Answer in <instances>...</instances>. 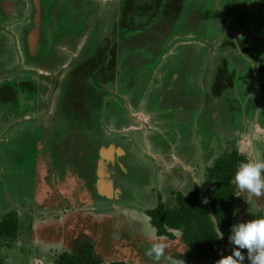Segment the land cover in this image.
Masks as SVG:
<instances>
[{"label": "rangeland", "instance_id": "1", "mask_svg": "<svg viewBox=\"0 0 264 264\" xmlns=\"http://www.w3.org/2000/svg\"><path fill=\"white\" fill-rule=\"evenodd\" d=\"M85 1L93 0H53L54 12L59 18V30L55 26L52 31L47 29L46 34L54 39L53 49L56 52L51 56L54 64L49 59L45 60L38 51V59L34 58L46 70L52 65L58 69L64 62H72V67L65 72L62 80L71 90H75L74 81L85 73L84 68L79 65L89 55L92 58L93 54L90 52L99 46L106 47L109 41L117 43L119 39V32H114L113 27L119 23L118 8L122 10V6L116 0L114 3H111L113 0H104L110 2L92 3V6L96 5L97 11H94L85 9ZM205 1L207 5L202 7L204 0H187L183 12L178 16L175 14L173 19L166 20L159 15V19L149 23L147 32L152 33L151 40H154L151 49L144 40L139 41V35L136 34L132 38V50L122 47L124 50L119 55L122 64L118 67L117 89L122 92H119L120 101L128 109L116 106L114 99L104 91H100L98 97L105 108L101 111H114V116L120 119L117 126L114 125L115 119L113 125L110 124V119L103 124L100 121L98 130L95 131L96 136L102 132L109 136L114 128H118L113 137H110L114 141L113 145L110 141H104V136H101L102 140H97L95 135L90 134L96 140L94 153L84 154L83 157L81 155V159L76 162L72 152L67 157L62 151L55 153L58 128L65 124L62 115L56 112L54 118L48 121L53 128L40 137L43 141L39 147L34 141L37 134L19 133L15 127L5 133L13 135L0 142V222L6 215L17 212L22 230L15 241L0 243V264H55V254L70 249L80 237L92 239L95 235L100 241L99 253L110 261L123 259L129 262L140 260L143 264H170V256L185 251L187 247L180 239V232H175L173 239L157 238L152 225L144 217L146 210L156 208L160 202L159 197L164 198L167 207H172L178 192L185 195L188 193L187 196H190L196 191H202L207 169L226 151L238 148L249 158V162L264 159V96H261L263 100L258 119L246 118L247 113L254 107V100L250 97L255 95L246 72H240V75L236 72L235 88L225 90V95L220 100L214 98V84L211 80L204 82L208 84L206 91L202 93L206 96L201 95L196 85L194 96L184 98L174 97L176 92L173 96H169L171 93L166 94L167 87L161 81L154 85L149 81L152 76L163 77L166 73L164 66L159 63L165 61L164 53L167 50L165 36L160 33L161 27L169 28L175 34L195 32V16L200 20L198 26L205 27L208 15L213 11L211 1ZM17 14L21 16L23 13ZM64 18L69 19L72 25L67 27L66 35V27L62 25ZM190 19L194 29L190 28ZM12 20L10 15L0 13L1 22L11 23ZM17 20L8 24L13 27L8 29L7 35H0V50L3 48L0 59L1 55L6 56L3 62L5 67L16 66L23 61V55L17 52L16 45L20 46L17 37L11 38L9 34L20 37L22 44H25L29 30L36 28L30 25L26 27L30 22L25 19ZM204 31L209 34L207 25ZM71 34H75V37ZM195 34L202 35L199 31ZM113 47L112 44L109 53L104 54L102 74L109 73L105 67L107 58L111 59L110 55H116ZM58 51L64 55L63 59L57 57ZM154 51L158 52L155 57L152 55L155 54ZM216 59L218 71L215 72L220 76L226 72L225 59L221 55H217ZM192 60L193 69L197 71L194 75L198 78L199 69L206 62L198 55ZM227 61L230 62L228 59ZM245 64L244 68L250 72L252 67L248 62ZM259 73L258 79L261 77ZM58 88L59 85L55 87L56 93ZM117 89L113 88L116 91ZM66 90L64 88V94ZM260 90L262 91L261 87ZM61 94L60 92L59 98ZM127 97L128 103L122 99L127 100ZM57 98L55 94L54 100ZM200 100L203 105L205 103L206 110L201 109L200 103L198 104ZM244 100L246 104H242ZM137 110L143 114H138ZM52 143L51 150L49 144ZM154 143L162 152L158 148L151 149ZM102 148L110 151L103 152L104 160L101 161H104V165L101 163L102 167L99 168L96 161L100 158ZM74 151H77L76 147ZM117 154L120 156L117 162L121 166H111ZM65 158L68 166H62ZM70 163L77 167L69 166ZM100 181L103 182L104 189L108 185V190L112 187L109 191H112L109 195L112 199L99 195L98 190H95V196L93 189ZM107 189L106 193L109 194ZM119 189L120 192L122 189V194ZM118 192V196H115ZM263 196L257 197L239 190L236 224L255 219L264 207ZM113 197L119 201L113 200ZM115 228L117 229L113 231ZM154 244L165 247V255L159 262L145 255L146 250ZM140 254L143 259L139 258ZM230 254L232 245L225 248L223 257ZM245 264H248L247 259Z\"/></svg>", "mask_w": 264, "mask_h": 264}, {"label": "flooded vegetation", "instance_id": "2", "mask_svg": "<svg viewBox=\"0 0 264 264\" xmlns=\"http://www.w3.org/2000/svg\"><path fill=\"white\" fill-rule=\"evenodd\" d=\"M150 1H154V0H136V3L142 6ZM108 2L110 1H105V2L104 0L85 1V3L87 4V8L85 9L89 8L94 11H97V9H95L96 5L92 6V3L100 4V3H108ZM114 2L115 0L111 1V3ZM117 2L119 3V5L122 6V10H123L126 4L130 2V0H116V3ZM89 5L92 6V8H90ZM54 9L55 7L53 6V0H22V1L20 0L18 2L16 1L13 2L12 0L0 1V13L2 15H10L13 18L11 23L0 21V35L2 36L7 35L8 29L13 27V25L9 27L8 24H12L15 19L18 20L25 19L28 22H30L26 27H28L29 25L33 27L36 26V28L33 31L29 30L27 38L26 40H24L25 44H22V42L20 41V37L12 33L9 34L11 38L17 37V41L20 46L17 47L16 45V48H17V52L20 53L21 56L23 55L22 64L18 62L16 66L5 67L3 66L4 65L3 62L6 60V56L4 57L3 55H1L0 142H3L5 137L13 135V134L5 135V133L9 129L15 127L19 133L23 132L31 135L37 134L38 137L34 141L36 142L37 147H39L40 142L43 141L40 139V137L44 135L46 132L48 133L53 128V126L50 125L48 121L54 118V112H56L62 115V117L65 120V124L63 127L60 126V128H58L59 130H61V132L57 129L58 144L57 146L56 145L54 146L55 153L62 151L66 153V157H67L68 154L72 152V154L76 157L77 152L79 153V155H81L83 151L85 154L90 152L92 153L95 152L94 142L96 140L92 138L90 134H92V136L94 135L96 136L95 131L97 132L98 130L97 129L98 122L99 123L102 122L101 124H103L106 123L107 119H110V124L113 125V120L115 119L116 124L114 125L117 126L119 124L120 119L114 116L113 114L114 111L112 112H108L107 110L106 112L101 111L102 109L105 108L98 99L100 91H104L107 95H109V97L111 96L114 99V102L117 104L116 106L119 105V107L123 106V109L125 110L128 109V106L124 107L123 102L120 101L121 96L119 95V92L121 91L120 90L118 91L119 87L117 86L118 85L117 75H119L118 67L120 66V64H122V62L119 60V55L122 54L124 50L122 47H126L129 50L131 49L132 38L133 35L135 34L137 36L139 35V41L144 40V43L149 45L151 49V45L154 40H151L152 33L151 34L148 33L149 31L147 26L152 21L159 19L160 17L162 18L163 12L159 10V13H157L156 15L148 13L149 14L148 17L144 15L142 20L136 17V23L132 18L133 16L131 14L130 15L131 18H129V20L133 19V21L131 20V22L134 24V27H136L137 30L136 31L132 30L129 33H127L126 38L128 41L125 45L119 44L118 55L116 54L115 57L114 55H110L111 59L107 58V66L105 68H107L109 73L106 72L102 74L101 70L103 64L102 65L100 64H101V58L104 56L102 53L99 54L100 52L97 53V51L96 53H94L93 50L92 52H90L93 54L92 58L90 57L91 55H89V58H87L84 63H81L79 65L80 67L84 68L85 73L77 81H74L75 90H71L70 86L69 85L65 86L64 85L65 81L62 80H64L65 72H68L72 67V62L69 63L64 62L62 66L58 69L52 65L51 67L48 68V70H46L41 65H39V62L36 63L37 60L34 61V58L38 59L39 55L36 53V51H38V53H40L45 60L49 59L51 60V63L54 64L53 58L51 57L52 55H55L56 52L53 49L54 39L51 38L50 34H46L47 29L52 31L55 26L57 28L56 30H59V26L57 24V20L59 18L58 15L54 12ZM122 10L120 8V13L122 12ZM18 12L23 14L19 16L17 14ZM53 14H55V16H53ZM159 15L161 16L159 17ZM63 20L64 22L62 23V25H65L66 27L64 28L66 35L67 27L72 25L71 23H69V19L64 18ZM125 24H127L129 28L131 27V23L128 20ZM73 27H75V24L73 25ZM119 29H120V23L116 24L115 27H113L114 32H119ZM113 31L112 33L114 34ZM53 33H55V30L53 31ZM75 34L73 35L71 34V36L75 37ZM57 35L59 36V32H57ZM120 36L121 35L119 34V39H118L119 42L121 41L120 38H122ZM135 39L136 38H134V40ZM67 40H69V35L67 36ZM1 42L2 41L0 40V43ZM2 49L0 50V54H3ZM154 52L155 54L152 55L155 57L158 54V52L157 51ZM68 53H69V46L67 50V55ZM57 57L59 59H63L64 55L61 54L60 51H58ZM157 61L155 63H157ZM114 71L116 72L115 75L116 77H113ZM110 76L113 77L114 80H111ZM148 84L150 83L148 82ZM154 84L155 83H153V85ZM58 85L59 88L56 93L55 87ZM64 88L67 89L65 91V94H64ZM113 88L114 89L118 88V89L116 91L113 90ZM60 92L62 94L61 97L59 98ZM55 94H57L58 98L54 100ZM124 94L127 93L124 92ZM109 97L106 100L107 102L109 101ZM63 99L64 101L62 102ZM122 99L126 103L129 102V98L127 100L125 98ZM137 111L138 114H143V112L139 110ZM131 113L132 110H130L129 115H131ZM117 129L114 128V131L110 132L109 136L105 135L102 132L100 135H97L96 138L97 140L98 139L102 140L103 137L101 136H104L105 139L104 141H110V144L113 145L114 141L112 142L110 140V137H113V135L117 132ZM124 129H128V128H124ZM117 144L115 143V145ZM52 145L53 143L49 144L51 150H52ZM81 146L83 147L84 150H82ZM74 147L77 148V151H74ZM44 148H46V146ZM109 149L111 150V147ZM101 150H103V148ZM100 153H101L100 158H98L96 161L97 167L99 168H100V162L103 158L102 156L103 152L100 151ZM119 158L120 156L117 154L115 161H117ZM66 159L67 158H65L62 164L64 166H68L66 165L68 163V160ZM53 162H55L54 159ZM75 165L76 164L71 165L70 163L69 166L77 167Z\"/></svg>", "mask_w": 264, "mask_h": 264}, {"label": "trees", "instance_id": "3", "mask_svg": "<svg viewBox=\"0 0 264 264\" xmlns=\"http://www.w3.org/2000/svg\"><path fill=\"white\" fill-rule=\"evenodd\" d=\"M182 1L184 2L185 0ZM129 3L126 4L119 15V34L121 35L120 37H122L120 38L121 43L119 41L118 43L109 41L106 47L104 46L101 48L99 46L94 50V53L97 51V53L100 52L99 54L102 53L104 56V54L109 53L113 44L114 49L112 50L114 54L118 55L119 44L123 45L128 41L126 38L127 33L132 30H137L131 22V20L133 21L134 19L136 23V17L142 20L144 15L147 17L149 14L156 15L159 13V10H161L165 13L162 14L163 19L170 20L173 19L175 14L178 16L184 9V6H178L179 0H154L142 6L136 3V0H130ZM89 7L92 8L90 5ZM119 11L120 10H118V13ZM131 14L133 19L129 20ZM127 20L131 23V27L133 28H129L127 24H125ZM135 42H137V40H135ZM102 64L103 57L101 58L100 65ZM113 74V77H116L115 71ZM260 76L259 86L264 93V66L261 67ZM113 77H111V80H114ZM234 77L235 74L233 72L228 75L225 72L218 76L216 84L213 87L214 98L216 100L222 98L225 90L234 89ZM248 113L250 114V111ZM101 151L103 152L104 149ZM83 154H85L84 151L81 154L82 157ZM81 155L77 152L73 160L75 162L78 161L81 159ZM102 160H104V158H102ZM247 162H249V158L243 155L238 148L232 151H226L207 169L202 191H196L190 196H186L183 192H178L172 207H167L163 201L164 198L159 197L160 202L158 206L154 209L146 210V214L150 218V224L156 231L155 236L157 238L162 240L173 239L175 236L174 233L180 232V239L187 248L183 252L172 254L170 256L171 259L177 260L179 264H218L219 260L222 259L225 248L231 245L228 239L231 227L235 225L237 221L236 202L239 189L236 187L233 179L239 166ZM111 163V166L120 165L117 161ZM101 167L100 165V168ZM116 170L117 167L115 171ZM98 172L100 173L99 170ZM112 175H114L113 172ZM102 183V181H100L99 184L97 182V185L94 186V194L95 190H98L99 195L104 197L109 196L110 194H102L104 191L106 193V189L109 187L108 185L106 189H104L105 187L102 186ZM119 192L115 196H118ZM120 193L122 194V189ZM110 197L111 196H109V199H111ZM205 198L208 200L207 204L202 203V200ZM113 200L119 201V199L115 197ZM260 218H264V207L255 216V219ZM116 225L118 224L116 223ZM120 228L121 227H119V229ZM116 229L117 228L113 231ZM21 230L22 227L18 213L14 212L6 215V218L0 222V243H4L8 240L15 241L19 234H21ZM220 232L222 233L223 239H219ZM162 242L167 244L165 241ZM99 244L100 241L96 238V235L92 239L85 236L80 237V239L75 240V244L70 249L55 254L54 262L55 264H143L140 260H134L133 262L123 259L110 261L99 253ZM139 258L143 259L141 254ZM148 263L151 264L150 262Z\"/></svg>", "mask_w": 264, "mask_h": 264}, {"label": "crops", "instance_id": "4", "mask_svg": "<svg viewBox=\"0 0 264 264\" xmlns=\"http://www.w3.org/2000/svg\"><path fill=\"white\" fill-rule=\"evenodd\" d=\"M186 1L179 0L178 6H184ZM199 1L201 2V0ZM210 1L213 11L206 20L209 34L204 31L206 25L205 27L198 26L200 20L197 19V16H195V29L190 19V28L194 29L195 32L187 34L178 32L175 34L169 28L161 27L160 33L165 36L167 44V48H165L167 50L164 53L165 61L159 63L164 66L166 73L163 77L159 75L150 77L149 81L151 80L153 83L161 81L162 85L167 87L165 93H171L169 96H173L174 92H176L174 97L177 98L194 96L193 91L196 85L200 89L201 95L204 96L205 94L202 93L206 91L208 85L204 82L211 80L215 85V81L218 79V72H215L218 71L216 57L221 55V58L225 59L224 70L227 75L232 72L235 75L236 72H239V75L240 72H246L255 93L250 98L255 100V104L253 110L250 111V115L247 113L248 116H245L246 118L255 117L257 120L263 100L261 96H264V93L260 90L257 75L261 67L264 66V0ZM206 5L204 0L201 6L205 7ZM217 29H219V32ZM197 31L201 32L202 35L195 34ZM197 55L202 56L206 62L205 66L199 69L200 75L198 78L194 75L197 71L193 69L194 66L192 65L194 64L192 59L197 58ZM246 62L252 67L250 72L244 68ZM236 78L235 76L234 82L237 80ZM199 103L201 109L206 110L205 103L203 105L201 100ZM242 104H246V101L244 100ZM245 112L246 110L243 111V113ZM162 136L167 138L165 134ZM153 148H158L162 152V149L156 143L151 149ZM148 150L150 152V147H148ZM110 198L112 199V197ZM115 208L118 209L119 207ZM144 217L150 223L147 214H144ZM154 232L156 231L154 230ZM168 261L170 263L169 259Z\"/></svg>", "mask_w": 264, "mask_h": 264}, {"label": "clouds", "instance_id": "5", "mask_svg": "<svg viewBox=\"0 0 264 264\" xmlns=\"http://www.w3.org/2000/svg\"><path fill=\"white\" fill-rule=\"evenodd\" d=\"M233 182L241 192L246 191L257 197L264 195V159L242 163ZM202 203L207 204V198L203 199ZM219 239H223L221 232ZM228 239L232 245V254L220 259L218 264H245L246 259L248 264H264V218L233 225ZM145 255L159 262L165 255V247L162 244H154L146 250ZM169 260L170 264H179L177 260Z\"/></svg>", "mask_w": 264, "mask_h": 264}, {"label": "water", "instance_id": "6", "mask_svg": "<svg viewBox=\"0 0 264 264\" xmlns=\"http://www.w3.org/2000/svg\"><path fill=\"white\" fill-rule=\"evenodd\" d=\"M105 150H106V149H105ZM105 150H104V151H105ZM104 151H103V152H104ZM106 151L109 152L110 150H106ZM102 154H103V153H102ZM103 156H104V155H103ZM102 162H103V161L100 162V165H101ZM103 165H104V163H102V166H103ZM99 186H101V185H99ZM111 188H112V187H110V189H111ZM103 194L108 195L107 193H103Z\"/></svg>", "mask_w": 264, "mask_h": 264}, {"label": "bare ground", "instance_id": "7", "mask_svg": "<svg viewBox=\"0 0 264 264\" xmlns=\"http://www.w3.org/2000/svg\"><path fill=\"white\" fill-rule=\"evenodd\" d=\"M207 80H208V79H207ZM109 191H110V190H108V193H109ZM109 194H111V192H110Z\"/></svg>", "mask_w": 264, "mask_h": 264}]
</instances>
